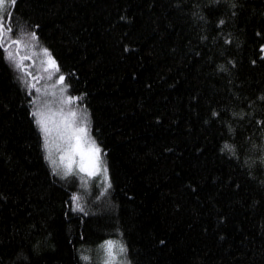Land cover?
I'll use <instances>...</instances> for the list:
<instances>
[{"label": "trees", "instance_id": "16d2710c", "mask_svg": "<svg viewBox=\"0 0 264 264\" xmlns=\"http://www.w3.org/2000/svg\"><path fill=\"white\" fill-rule=\"evenodd\" d=\"M230 2L17 0L22 44L0 50V264H102L108 237L128 248L117 264H264V0ZM61 72L108 150L107 186L45 158L29 101Z\"/></svg>", "mask_w": 264, "mask_h": 264}, {"label": "snow or ice", "instance_id": "6c2138e0", "mask_svg": "<svg viewBox=\"0 0 264 264\" xmlns=\"http://www.w3.org/2000/svg\"><path fill=\"white\" fill-rule=\"evenodd\" d=\"M7 2L13 6V9L5 12L3 10L5 0H0V50L7 51L14 44L17 46V52H19L22 44L21 36H13V33L17 30V26L13 23V14L17 0H7ZM210 2L217 3L218 0H210ZM236 6L234 0H231L230 7L236 8ZM198 11L199 5H197V11L193 12L192 15L194 17L197 16ZM199 14L200 17H203L202 12ZM233 15H235V13H233ZM224 23L225 18L223 16L216 20L217 25H223ZM35 28L36 26H33V30L30 33L24 32L22 33V36L35 41L38 38V33ZM200 39L203 40L205 37L201 36ZM231 39V36H225V43H228ZM259 48V55L264 58V44H260ZM42 51L48 53L45 67L49 70V75H51L52 70L59 69V63L47 47H44ZM24 58L25 57H21V60L17 61V64L21 67L23 66L21 61ZM255 62V60L252 61V63ZM229 63H234V61L230 60ZM217 67L219 69H224L225 71L228 70L224 64H219ZM29 75H31V73H29ZM65 81L66 74L61 72L57 83L64 84ZM32 86V83H28V87ZM65 87L71 88L72 86L66 84ZM64 92L65 88L62 87L60 89V99L58 101L61 107L57 109L38 106L36 97H33L32 100L29 101L31 106L29 115L34 118L33 123L36 125L39 137L42 140L41 147L45 150V158L52 165L51 171L62 178L67 177L70 173H74L77 170L81 173H86L88 177L102 174L105 186H107V183L109 182V169L103 159V153L108 150L98 143L95 138L89 135L88 112L83 108L75 109L70 106V102L78 100L79 96L68 95L65 97ZM260 99L264 100V95H261ZM46 103L51 104L53 102L47 101ZM249 104H252L251 100L249 101ZM65 105H68V107L65 108ZM216 115V109L213 108L211 116L215 117ZM236 115L244 116L245 114L243 112H233V116ZM249 115H251V113H249ZM157 119H159V117H157ZM255 123L264 127V116L256 118ZM228 131L232 132L231 124L228 125ZM245 139L248 138L246 137ZM258 146L261 147L262 152L256 159L264 165V144L252 145L253 149ZM220 151L222 153L227 151L229 156L235 157L237 155L235 146L228 143L227 140L223 142ZM57 156L59 159L56 158ZM245 163H249L247 158H245ZM248 175L251 176L252 173L248 172ZM262 183H264V181H262ZM70 187L71 186H69V188ZM66 204L73 212L82 213L84 211V205L78 202L77 193L74 191H69V199L66 201ZM98 247L103 250L104 254L102 264H117L119 256L121 254H126L128 251L126 244L114 240L111 237L102 240ZM20 255H23V253H20ZM80 255L83 261H91V257L83 252ZM27 259L28 257H25V260ZM123 264H132V262L130 260H125Z\"/></svg>", "mask_w": 264, "mask_h": 264}, {"label": "rangeland", "instance_id": "374dc122", "mask_svg": "<svg viewBox=\"0 0 264 264\" xmlns=\"http://www.w3.org/2000/svg\"><path fill=\"white\" fill-rule=\"evenodd\" d=\"M7 3H8L7 0H5L3 10L5 9ZM40 67H44V66L41 63H38V68H40ZM58 78H59V75L56 78L57 81H58ZM57 81L56 82L52 81V83L48 82L47 84H44L43 86H39L37 88L36 98H37L38 106H42L44 108H52V109H57V108L61 107V105L58 103V101L60 99V89L62 88V86L59 83H57ZM64 96L67 97L65 94H64ZM47 101H52L53 103L47 104L46 103ZM64 107L67 108L68 105H65ZM56 158L59 159L58 156ZM50 165H51V163H50ZM51 167H52V165H51ZM75 172H79V170H77ZM99 175L102 178H104L102 174H97L96 176H97L98 181H99ZM83 176H84L83 178H85V177H87V174L83 173ZM121 256H122V254L119 256V258Z\"/></svg>", "mask_w": 264, "mask_h": 264}]
</instances>
